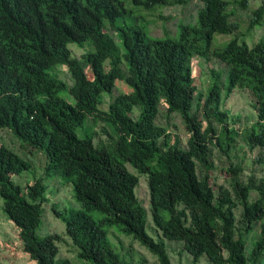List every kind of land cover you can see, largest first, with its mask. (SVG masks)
Segmentation results:
<instances>
[{"label":"trees","instance_id":"16d2710c","mask_svg":"<svg viewBox=\"0 0 264 264\" xmlns=\"http://www.w3.org/2000/svg\"><path fill=\"white\" fill-rule=\"evenodd\" d=\"M130 1L138 9H128L125 0H0V128L11 130L22 147L45 155L41 173L0 145L3 212L36 264H72L57 257L60 234L39 233L45 178L52 173L72 184L82 206L51 207L81 261L130 264L108 240L109 229L117 226L158 264H171L164 239L181 242L193 263L204 256L209 264H264V174L245 181L238 177L241 166L232 165L230 187L213 190L209 182L214 148L228 154L238 134L229 124L230 112L220 108L225 89L229 94L247 88L255 98L256 119L242 135L249 148H258L256 161L264 172V31L252 46L237 38L219 43V34L238 29L229 20L235 6L228 9V0H189L197 7L192 22L152 36L148 24L154 20L147 13L186 0ZM235 3L244 9L248 0ZM130 15L141 17L143 26L126 24ZM263 20L261 0L249 28ZM70 43L88 51L76 57ZM194 56L214 57L225 66L222 75L211 71L204 96L193 83ZM57 65L66 67L71 84L47 72ZM116 80L130 92L112 97ZM104 97L111 98L105 109ZM162 102L167 113L180 116L189 134L185 145L156 123ZM128 165L147 177L158 239L146 232L147 211L135 194L139 178ZM36 168L34 180L23 186L15 180ZM91 210L104 216L95 220ZM255 226L258 236L247 244Z\"/></svg>","mask_w":264,"mask_h":264},{"label":"rangeland","instance_id":"374dc122","mask_svg":"<svg viewBox=\"0 0 264 264\" xmlns=\"http://www.w3.org/2000/svg\"><path fill=\"white\" fill-rule=\"evenodd\" d=\"M231 2L228 9L232 6L236 8L235 14L229 17V20L238 22V29L231 34H219L217 36V42L221 43L231 38H237L238 41H245L248 45L252 46L262 35L264 31V20L259 26L249 28L250 17L253 10L260 5L261 0H248L247 7L244 9L239 8L236 5V0H228ZM184 5H170L157 7L153 12H148L146 18L154 21L148 24L150 34L152 36H164L167 31L175 32L176 23L184 24L186 22H192L193 15L196 14L197 7L194 2H189ZM125 5L128 9L135 8L130 0H125ZM127 19V20H126ZM125 23L128 25L143 26V20L141 17L128 16L125 18ZM146 33L147 30L145 29ZM216 43V42H215ZM216 44H213L215 47ZM69 47L74 56L80 57L83 52L88 51V46L83 48L78 47L74 43H70ZM192 76L193 83L198 93L202 96L205 95L210 84L211 71L223 74L225 66L222 62L214 57H193L192 62ZM108 67V64H106ZM122 70L126 73L127 65L125 61L122 63ZM47 72L54 77L64 79L71 84V79L64 65H57L48 68ZM87 76L91 77V73L86 71ZM225 78V76H223ZM222 77V78H223ZM130 88L121 80H116L115 88L112 92V97L119 93H129ZM111 98L104 97V101L101 105L103 109L107 108V105ZM255 98L247 88H234L229 94L226 89L222 91L220 108L226 109L230 112L229 124L237 131L235 137V146L232 147L228 154L223 152L219 147L213 150L214 169L209 171V182L213 190H217V187L224 185L230 187V178L233 175L231 170H228L232 165L241 166V171L238 172V177L242 180H249V176L258 178L261 174H264L261 164L256 161L259 155L258 148H249L245 144L242 132L251 126L256 119V111L254 107ZM201 113L202 110L200 109ZM157 122L161 126H166L171 134V140L175 138L181 140L182 145L189 136L185 129L180 116L177 113H167L166 104L162 102L159 105L157 113ZM206 122H203L205 126ZM218 127V123L214 122ZM99 124L96 126V130H99ZM105 135V134H104ZM0 145H4L11 150L15 151L18 155L28 160L41 169L43 173L45 155L42 151L38 152L37 149H26L20 145L19 140L13 134V132L7 128H0ZM35 160V161H34ZM39 168L35 170L23 171L20 176H15V180L19 185H25L26 183L34 180L38 177L40 171ZM130 171L138 175V184L135 188V194L147 211V225L146 232L158 239L160 232L157 231L152 224L149 210V194L147 188V177L145 174H138L131 166L128 165ZM261 173V174H260ZM45 181L48 185L46 193V201L42 203L43 214L42 222L39 227L40 234L57 233L60 234L62 239L59 241V253L58 258H65L72 262V264H88L85 261H81L77 258L76 248L67 235H65L64 224L54 216L51 207L55 205L57 208L64 209L66 211L81 210L82 206L73 197L72 184L65 181L55 174L48 173ZM253 197L255 196L252 193ZM240 209L236 211L237 217H239ZM90 215L98 220L104 216L103 213L97 210H91ZM111 230V231H110ZM108 240L111 246L130 264H158L156 257L151 254L145 247H143L133 236L121 231L117 226L109 229ZM259 226H255V229L245 237L247 244L258 236ZM68 238H67V237ZM166 243L167 253L170 257L171 264H209L206 258L203 256L197 263L192 262V258L185 251L182 250V243L177 241H169L164 239ZM249 249V246H247ZM56 257V258H57ZM57 258V259H58ZM0 263L1 264H36L35 260L31 259L29 255L23 251L22 244L19 238V229L13 222L7 219L2 209V199L0 197Z\"/></svg>","mask_w":264,"mask_h":264},{"label":"clouds","instance_id":"9594fccd","mask_svg":"<svg viewBox=\"0 0 264 264\" xmlns=\"http://www.w3.org/2000/svg\"><path fill=\"white\" fill-rule=\"evenodd\" d=\"M194 57H195V56H194ZM197 57H200V56H197ZM192 59H193V58H192ZM206 59H207V58H206ZM191 62H192V61H191ZM157 116H158V115H157ZM157 116H156V123H158V122H157ZM158 124H159V123H158Z\"/></svg>","mask_w":264,"mask_h":264}]
</instances>
